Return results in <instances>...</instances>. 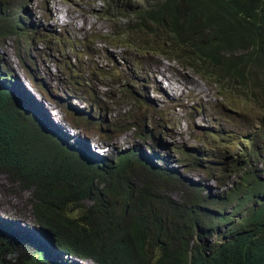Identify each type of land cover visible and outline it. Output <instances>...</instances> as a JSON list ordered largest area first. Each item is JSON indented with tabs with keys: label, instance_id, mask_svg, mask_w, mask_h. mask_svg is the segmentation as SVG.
I'll use <instances>...</instances> for the list:
<instances>
[{
	"label": "clouds",
	"instance_id": "obj_1",
	"mask_svg": "<svg viewBox=\"0 0 264 264\" xmlns=\"http://www.w3.org/2000/svg\"><path fill=\"white\" fill-rule=\"evenodd\" d=\"M76 2L80 0H0V115L13 132L24 123L34 127L40 140L25 147L37 149L49 165L63 162L66 177H74L78 189L67 185L69 191L57 202L70 214L74 200H80L85 209L105 199L106 205L122 210L124 217L131 216L137 233L151 234L157 245L148 238L131 239L113 221L103 223L98 234L100 241H116L127 259L139 253L154 259L170 254L171 264H216L236 254L250 264H264V66L240 65L246 58L232 60L225 49L220 54L228 60L227 68L202 69L195 50L201 41L188 36L192 41L181 39L159 22L139 27L132 14L135 8L126 12L122 32L101 34L96 24L86 28L73 24L76 33L91 29L80 40L69 42L72 23L63 18L71 8H79L70 5ZM114 11L126 14L122 7L102 0L97 19L118 24ZM54 15L62 21L54 24ZM64 43L69 44L73 62L47 55L54 48L63 56ZM106 46L135 50L170 70L199 76L211 87L214 103L200 100L182 86L165 95L163 106H153L157 99H164L162 91L163 95L150 98L147 92L141 96L136 87H121L113 81L128 78L144 87L156 84L153 70L147 67L139 72L135 63L122 57L98 55L107 52ZM49 62L59 78L54 77ZM59 79L72 82V94L86 106L69 104V115L63 120L54 117L48 101L49 87ZM187 93L196 100L191 112L171 99H183ZM229 96L235 101L229 102ZM135 104L153 107L160 119L149 126L147 117H125V112L112 111ZM172 106L188 116L207 110V125L196 127L192 119L186 126L196 127L195 144L179 146L165 133H176L171 124L184 125V115L172 114ZM83 121L94 125L97 137L108 145L89 140ZM236 122L242 126L237 132L226 131V123ZM162 149L168 151L167 157L161 155ZM167 159H172L174 168L161 164ZM233 174L238 176L233 183L225 179L229 175L232 180ZM117 176L121 177L117 180ZM14 224L24 230L12 229ZM0 238L13 242L17 264L44 259L56 264H97L61 253L54 230L35 218L28 224L0 216Z\"/></svg>",
	"mask_w": 264,
	"mask_h": 264
},
{
	"label": "trees",
	"instance_id": "obj_2",
	"mask_svg": "<svg viewBox=\"0 0 264 264\" xmlns=\"http://www.w3.org/2000/svg\"><path fill=\"white\" fill-rule=\"evenodd\" d=\"M132 14L139 21V27L159 22L165 31L181 39L192 41L185 37L188 36L201 41L195 50L202 69L227 68L228 60L220 54L225 49L232 60L246 58L240 65L248 62L258 68L264 66V0H155L135 8ZM39 140L36 129L28 123L13 132L0 115V172L18 181L23 189H32V215L46 228L54 230L61 253L88 258L97 264H171L170 254L154 259L139 253L127 259L120 253L116 241H100L101 225L113 221L131 239L148 238L151 244L157 245L151 234L137 233L136 221L131 216L124 217L122 210L113 204L106 205L105 199L85 209L80 200H74L67 214L57 201L69 191L67 185L73 190L79 185L73 176L66 177L63 162L49 165L37 149L25 147ZM109 189L108 185L106 190ZM8 239L0 238V264H17L15 246ZM21 264L56 263L44 259L41 262L25 260ZM216 264L250 263L231 254Z\"/></svg>",
	"mask_w": 264,
	"mask_h": 264
},
{
	"label": "rangeland",
	"instance_id": "obj_3",
	"mask_svg": "<svg viewBox=\"0 0 264 264\" xmlns=\"http://www.w3.org/2000/svg\"><path fill=\"white\" fill-rule=\"evenodd\" d=\"M32 1V0H29ZM115 4H112L109 0V4L116 5L119 8L122 7V10L124 13L129 12L130 8H136L139 7V2L141 0H135L138 6H135L134 0H130L133 4H129L127 0H114ZM143 2V1H142ZM141 2V3H142ZM73 7H79V8H71L66 16H64L63 19H67L70 23H72V28L69 30L70 37L66 38L69 42H74L77 40H80L82 33H88L91 28H87L85 32L82 33H76L74 31V26L76 24L77 26H80L81 28L90 27L93 24H96L97 28L100 31L101 34H107L109 32L111 33H120L124 30L126 26L125 19L128 16V13L125 15H122L121 13H117L114 11L115 16L120 20V23L115 24L114 22H110L106 19L98 20L97 17L100 18L98 15V12L100 11V8H102V0H80V2H76L74 4H70ZM143 6V4H141ZM129 7V8H128ZM39 15V13H38ZM102 19V18H101ZM59 23V22H58ZM88 31V32H87ZM64 50H63V56L59 55L57 52H55V49L52 48V50L49 51L47 55H53L52 57L54 59H58V61H65V60H72L73 55L70 51L69 44L64 43ZM106 53L100 52L98 55L104 57L105 59L108 56L116 55L118 57H122L121 60H129L131 63H135V66L138 69L139 72H142L144 68H151L154 73V82L150 85H146L145 87L143 85H138L136 82H134L133 79L128 78H115L113 81L119 83L121 87H136L138 92L141 96H143L146 92L148 93L149 97L151 98L152 95H156L157 97L164 94V99H157L154 101L153 106H163L165 101V95L169 94V91L174 92L178 87H189L194 94H197L200 96V100L208 99L210 100V104L214 103V99L211 96L212 90L208 89V87L211 89L210 86H206L203 81L199 78V76L189 73V72H179L170 70V68L167 65H164L161 61L158 62L157 59L146 56L142 57V54L140 52H137L135 50H129L125 48H118V49H112L111 47L106 46ZM87 59V57H85ZM105 64V63H103ZM102 64V65H103ZM49 67L51 68V71L55 78H59L57 74V68L54 65H51L49 62ZM152 70H149L152 72ZM18 72H20L18 70ZM151 76V74H150ZM149 76V77H150ZM187 80V78H189ZM140 83L144 84L142 79H140ZM72 82L66 81L63 79H59V81L54 80L53 85L49 87V95L50 99L48 101L53 104V113L54 117L56 119H64V115H69L66 112V108L68 109V105L70 104L72 107L73 105H80L84 108L86 106L84 105L83 101L78 99L72 94L73 91ZM100 92H103V88H98ZM162 91L163 94H159ZM77 92H79L77 90ZM117 92V91H115ZM186 96V97H185ZM215 97V96H214ZM172 100L176 101L177 104L183 106L188 112H191V110L195 107V97L192 96V94L187 93L184 95L183 99H177V98H171ZM229 102H234L235 97L229 96L228 97ZM172 114H180L184 115V113L178 109L174 110V107H171ZM113 112H125V117H147L149 126H153L154 123H157V120L160 119L159 115H156L157 112L153 107H145L140 108L137 104L132 105L131 107H117L112 109ZM192 119H196L197 125L196 127H201L204 125H207L209 123V117L206 113H198L192 114V116H188L186 113L183 117V123L184 125H172L176 129V133H173V131H166V134H170L171 137H173V142L179 146H183L185 144L193 145L195 144V128L193 129H186V126L189 124ZM83 125L85 127V130L87 132V136L89 140H92L94 143H100L103 145H108L107 142L101 141L97 136V129L92 125L91 123L87 121H83ZM226 131H234L237 132L242 126L239 122L231 123L224 125ZM148 142H151L150 140H147ZM161 155L163 157L168 156V151L165 149L161 150ZM233 155L232 157H234ZM174 162L172 159H167L166 162L161 163L162 165H166L167 167L174 168ZM193 176H198V174L193 173L191 174ZM234 178L232 180H229L231 176L225 175V179L229 182H234L237 180L238 176L235 174ZM215 186L216 183L212 182ZM32 191L30 189H23L17 182L11 181L6 174L0 173V216H5L6 218H9L11 220H20L21 222H26L28 224L32 223L34 221V217L31 214V197ZM22 229L18 225H13V228ZM24 230V229H22ZM28 233V232H26ZM82 264H90L83 262Z\"/></svg>",
	"mask_w": 264,
	"mask_h": 264
},
{
	"label": "bare ground",
	"instance_id": "obj_4",
	"mask_svg": "<svg viewBox=\"0 0 264 264\" xmlns=\"http://www.w3.org/2000/svg\"><path fill=\"white\" fill-rule=\"evenodd\" d=\"M34 12H35L36 15H38V12L36 11L35 8H34ZM51 18H52L54 24H57L58 22L60 23L62 21L59 15L51 16ZM148 140H150L151 142H153L152 139H148Z\"/></svg>",
	"mask_w": 264,
	"mask_h": 264
}]
</instances>
